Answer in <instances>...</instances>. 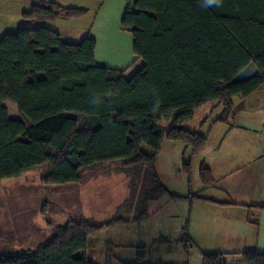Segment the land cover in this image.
<instances>
[{
  "label": "trees",
  "instance_id": "trees-1",
  "mask_svg": "<svg viewBox=\"0 0 264 264\" xmlns=\"http://www.w3.org/2000/svg\"><path fill=\"white\" fill-rule=\"evenodd\" d=\"M122 1L121 27L131 34L133 55L142 63L129 78L125 69L95 64V41L89 36L66 43L54 30L24 26L0 38V181L46 165L43 185H75L85 171L120 162V172L137 182L129 185V215L106 222L71 218L34 248L0 254V264H91L86 256L91 234L141 222L149 203L165 195L207 201L165 188L154 167L161 142L177 141L197 154L205 137L184 129L194 111L215 101L223 107L215 122L226 123L232 98H245L264 84V0ZM86 12L33 5L21 20L53 22ZM6 102L19 119L10 118ZM182 172L188 180L189 163L182 164ZM199 180L203 189L213 185L202 166ZM138 183L143 184L136 193ZM182 239L192 247L185 231ZM224 256L200 255L202 264H226ZM136 259L145 264L141 253ZM112 262L109 255L104 264ZM239 264H264V254L246 252Z\"/></svg>",
  "mask_w": 264,
  "mask_h": 264
},
{
  "label": "rangeland",
  "instance_id": "rangeland-1",
  "mask_svg": "<svg viewBox=\"0 0 264 264\" xmlns=\"http://www.w3.org/2000/svg\"><path fill=\"white\" fill-rule=\"evenodd\" d=\"M7 11L5 17L8 22L0 28L3 34L29 26L18 19L13 9ZM67 23L72 22H66L64 25H68ZM96 41L99 66L121 69L129 64L125 78H129L139 69V61L133 58L131 34L120 30L117 23L112 21L108 24L105 30L98 33ZM213 104L211 102L197 109L184 129L201 135L204 116ZM5 106L10 118L19 119L14 105L6 102ZM161 125L167 127L168 122L161 121ZM162 142V150L155 155L154 161L162 184L171 194L186 196L189 191L197 192L200 186L199 158L193 159L187 180L181 167L183 163L188 162L186 153L190 151L189 148L185 149L180 142H169L166 139ZM142 150L151 154L145 146ZM121 167L120 162L98 165L85 171L80 183L75 185H43L41 178L46 165L35 168L18 180L0 181V254L34 248L51 237L55 226L65 225L71 218L82 217L106 222L115 215L127 217L129 213L126 207L133 201L129 185L137 182L122 174ZM142 184L135 185L136 193ZM180 200L162 196L149 203L147 217L141 222L130 221L91 234L86 243L88 261L91 264H104L106 258L112 255V264H118L121 263L122 257L139 252L144 254L145 264H202L194 246L188 247L183 242V232L185 231L189 238L192 235L199 237L200 241L207 240L217 232L209 228L207 219H204L207 223V233H201L195 226L196 231H193V215L190 213L189 202ZM180 250L184 253L181 254ZM189 250L192 255L185 254ZM183 254L185 256H182Z\"/></svg>",
  "mask_w": 264,
  "mask_h": 264
},
{
  "label": "crops",
  "instance_id": "crops-1",
  "mask_svg": "<svg viewBox=\"0 0 264 264\" xmlns=\"http://www.w3.org/2000/svg\"><path fill=\"white\" fill-rule=\"evenodd\" d=\"M48 4L85 9L87 12L78 18L27 24L30 27L54 30L61 41L66 43H77L85 36H89L95 41L94 59L95 64L99 66L96 41L98 33L105 30L112 21L123 30L121 19L126 4L122 0H0V28L8 22V18L5 17L8 9H13L18 19L22 21V13L31 6ZM66 22L72 23L64 25ZM71 24L77 27H72ZM3 35L0 31V38ZM141 65L139 61V67ZM128 66L129 64L121 69H125L126 73ZM211 102L214 104L208 108V114L204 116L201 126L203 129L201 135L206 139L205 145L195 155H191L190 151L186 154L190 169L193 159L199 158V168L202 166L210 172L213 185L203 189L199 180L200 186L195 193L207 201L195 199L188 202L190 213L193 215V228L195 226L201 233H207V223L204 222V219H207L209 228L211 227L217 234H212L207 240L202 241L195 235L190 236V239L194 249L198 251L197 256L224 254L226 264H239L246 252L264 254V210L259 209L264 206V84L245 98H232V114L226 123L215 122L221 116L223 107L215 101L206 104ZM162 145L163 142L157 154L161 152ZM22 176L12 180H18ZM186 200L181 199L180 202L187 203ZM193 231H196L195 228ZM185 254L193 253L189 250ZM121 259L120 262L125 264L138 263L136 254ZM144 261L142 254L141 263Z\"/></svg>",
  "mask_w": 264,
  "mask_h": 264
},
{
  "label": "clouds",
  "instance_id": "clouds-1",
  "mask_svg": "<svg viewBox=\"0 0 264 264\" xmlns=\"http://www.w3.org/2000/svg\"><path fill=\"white\" fill-rule=\"evenodd\" d=\"M217 2H218V0H207V3H208L209 5L215 4V3H217Z\"/></svg>",
  "mask_w": 264,
  "mask_h": 264
}]
</instances>
